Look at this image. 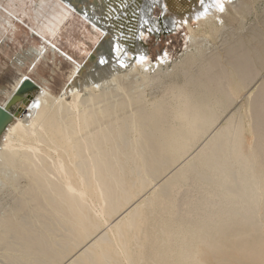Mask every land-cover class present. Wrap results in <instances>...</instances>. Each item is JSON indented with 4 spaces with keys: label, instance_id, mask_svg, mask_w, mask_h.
<instances>
[{
    "label": "bare ground",
    "instance_id": "1",
    "mask_svg": "<svg viewBox=\"0 0 264 264\" xmlns=\"http://www.w3.org/2000/svg\"><path fill=\"white\" fill-rule=\"evenodd\" d=\"M58 1L103 34L60 91L0 88V264H264V0Z\"/></svg>",
    "mask_w": 264,
    "mask_h": 264
},
{
    "label": "rangeland",
    "instance_id": "2",
    "mask_svg": "<svg viewBox=\"0 0 264 264\" xmlns=\"http://www.w3.org/2000/svg\"><path fill=\"white\" fill-rule=\"evenodd\" d=\"M158 1L154 4L152 14L156 17H170L173 11L167 10L164 13L162 8L166 4L165 0H161L162 3ZM9 11L20 18H12ZM250 19L253 22L254 17L250 16ZM82 23H85V27ZM179 23L167 30L153 31L146 28L138 37L149 48L147 58L151 65L162 56L171 62L184 53L189 32L186 24ZM95 28L58 0H0V88L12 89L20 73L25 72L32 80L53 91H60L75 67L83 63L87 54L100 43L103 32ZM33 29L42 33L46 39L34 33ZM73 30H76L75 37L84 40L86 52L81 53L68 42L73 39L70 35ZM26 50L31 52V56L21 65L16 56L25 54ZM0 97L5 98L6 95L0 94Z\"/></svg>",
    "mask_w": 264,
    "mask_h": 264
},
{
    "label": "snow or ice",
    "instance_id": "3",
    "mask_svg": "<svg viewBox=\"0 0 264 264\" xmlns=\"http://www.w3.org/2000/svg\"><path fill=\"white\" fill-rule=\"evenodd\" d=\"M198 2L200 4L201 8L203 9V11L197 14V16H196L197 19H199L200 16H202L208 12V6L205 4V0H198ZM215 6L218 7L221 12L224 10V4L221 2V0H215ZM187 22H188L187 20H184L181 23L186 24ZM117 52H119V46H117ZM164 55H167V53H165ZM139 59L141 61H143L146 59V57L140 56ZM101 62H103V61H101ZM35 106H37V107L39 106L38 101L36 102Z\"/></svg>",
    "mask_w": 264,
    "mask_h": 264
},
{
    "label": "water",
    "instance_id": "4",
    "mask_svg": "<svg viewBox=\"0 0 264 264\" xmlns=\"http://www.w3.org/2000/svg\"><path fill=\"white\" fill-rule=\"evenodd\" d=\"M34 87H36V84L34 83V81L30 78L25 79L21 84H20V90L18 91V95L25 91V90H29V89H33ZM4 112V108L2 106H0V116L3 114Z\"/></svg>",
    "mask_w": 264,
    "mask_h": 264
}]
</instances>
